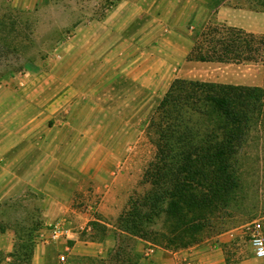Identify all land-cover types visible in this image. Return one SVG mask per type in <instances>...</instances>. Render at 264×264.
Listing matches in <instances>:
<instances>
[{"label":"rangeland","instance_id":"rangeland-1","mask_svg":"<svg viewBox=\"0 0 264 264\" xmlns=\"http://www.w3.org/2000/svg\"><path fill=\"white\" fill-rule=\"evenodd\" d=\"M123 1L125 7L117 9ZM160 1L0 0V148L10 149L0 155V163L41 154L51 161L38 182L20 179L28 167L22 162L6 167L15 175L10 192L0 197V230L14 228L25 241L23 249L19 248L23 259L15 264H27L34 245L31 239L42 233L47 237L51 224L62 217L54 214L48 218L53 201L76 210L63 217L81 238L111 239L115 246L123 243V255L131 258L127 264H135L137 253L146 257L145 264H151L148 257L157 249L174 254L194 246L208 247L210 260H214L216 244L223 249L219 253L223 264H264L254 255L248 230V225L258 220L264 235V127L251 134L245 153H241L246 190L242 210L234 218H226L227 222L204 241L170 250L117 233L118 218L130 196L150 188L143 177L158 155L155 118L169 89L153 91L132 82L121 70L130 63L126 56L135 53L141 60L148 59L152 52H171L176 42L179 48L174 46L175 50L180 52L187 43L190 51L198 32L212 21L221 22L214 13L218 0H196V15L183 23L178 16L183 7H173L170 0ZM226 2L248 8L258 0ZM127 14L132 20H127ZM191 65L184 70L187 79L225 83L250 76V86L264 87L263 63ZM59 81L76 84V101L55 112L41 111L35 102H28V93L36 92L38 85L51 91ZM79 215L88 218L86 226L75 222ZM96 220L105 231L93 228ZM160 225L158 221L157 227ZM229 231L234 236L220 242L218 236ZM111 250L105 258L83 261L123 264L117 250ZM188 252L186 264H198ZM3 255L0 251V263Z\"/></svg>","mask_w":264,"mask_h":264},{"label":"trees","instance_id":"trees-1","mask_svg":"<svg viewBox=\"0 0 264 264\" xmlns=\"http://www.w3.org/2000/svg\"><path fill=\"white\" fill-rule=\"evenodd\" d=\"M224 1L218 0L215 9ZM248 8L264 11V0ZM187 59L264 64V34L212 21L197 33ZM155 125L158 155L143 177L150 188L130 196L116 230L125 239L164 249L188 248L242 210L241 153L251 134L264 127V87L175 78L160 102ZM93 228L106 230L99 220ZM116 250L123 264L131 261L123 255V243L111 251ZM135 255V264L146 259Z\"/></svg>","mask_w":264,"mask_h":264},{"label":"crops","instance_id":"crops-1","mask_svg":"<svg viewBox=\"0 0 264 264\" xmlns=\"http://www.w3.org/2000/svg\"><path fill=\"white\" fill-rule=\"evenodd\" d=\"M157 1L160 0H154V2ZM161 1L165 3L167 0ZM137 4H139V2L133 5L135 6ZM170 5L173 7H183L178 14L182 23L192 19L198 10V3L196 0H187L184 2H182V0H170ZM121 7H125V1L121 2L117 9ZM171 10L172 13L175 11L173 9ZM214 13L219 21L230 26L239 27L256 34H264V12L262 11H255L247 7H234L225 0L214 10ZM127 16L130 17L128 14L126 17ZM128 17V21L132 20ZM176 41H178V39H176ZM176 43L172 45L179 48ZM174 46H172L171 52H152L149 54L148 59L143 60H141V55H135V53L132 55L128 54L126 57L129 59L130 63L128 62L127 65H124L121 70L132 82L145 86L149 90L154 91L158 88L167 89L175 78H186L184 70L188 68V66L191 64V66H196L199 62H202L187 59L189 53V46L187 43L180 49V52L175 50ZM250 79V76L235 77L225 83L250 86ZM53 84L57 86V88L51 91H47L43 85H38L36 92L31 94L28 93V102H35L37 106L41 108V111L54 109L55 112L66 104L76 101L78 98L79 89L74 82L63 83L59 81V83ZM8 150H10L9 146L5 148L1 147L0 155H4ZM26 150L30 151L31 149ZM20 162H22V165L28 166L27 169L22 172V177H20V179L25 182H38L42 180L44 174L48 170L47 162L51 161L46 159L44 154H41L37 157L8 158L0 163V197L10 192V182L12 181V176L15 175L13 169H8L6 167L17 166ZM52 203H55V206L50 204L47 210L48 218H51L50 216L54 214L55 216H62L54 223L65 222L64 224L68 229V233L64 238L54 241L51 238L49 229L48 232L45 231L47 232V237L42 233L31 239L34 245L30 257L27 258V264H85L83 259L88 257L105 258L108 251L114 248L115 240L107 239L96 241L94 239L81 238L79 233L68 227L71 221H67L66 217H63L70 212L75 213L76 210L70 206H65L61 201H53ZM87 220L88 218L86 219L79 215V219L75 220V222H78L80 226L83 227L86 226ZM233 236L234 232L229 231L219 235L218 240H220V242H227V240H230ZM23 245H25V241L18 238L14 228L6 227L5 230H0V251L4 252L0 264H15L21 261L23 258L19 248L23 249ZM51 250H53L55 254L52 253ZM222 250L221 246L217 244L214 245L212 251L216 253V259L210 260L211 251L206 246H194L188 250H182L174 254H168L157 249L152 256L148 257V260H150L149 262L151 264H186V256L189 254L188 251H191V259L198 264H223L224 258L219 255ZM59 251H63V253L61 252L62 254L59 255ZM146 260L147 259L142 258L139 264H145Z\"/></svg>","mask_w":264,"mask_h":264},{"label":"built area","instance_id":"built-area-1","mask_svg":"<svg viewBox=\"0 0 264 264\" xmlns=\"http://www.w3.org/2000/svg\"><path fill=\"white\" fill-rule=\"evenodd\" d=\"M248 230L251 247L255 257L264 261V235L262 232V223L258 220L254 221L251 225H248ZM50 233L52 240L57 241L67 235L68 229L64 223L56 222L51 224ZM150 250L151 252L154 251L153 248Z\"/></svg>","mask_w":264,"mask_h":264}]
</instances>
